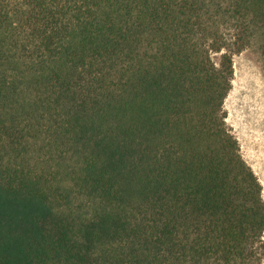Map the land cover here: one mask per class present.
<instances>
[{
  "label": "trees",
  "instance_id": "trees-1",
  "mask_svg": "<svg viewBox=\"0 0 264 264\" xmlns=\"http://www.w3.org/2000/svg\"><path fill=\"white\" fill-rule=\"evenodd\" d=\"M264 0H0V264H262L226 125Z\"/></svg>",
  "mask_w": 264,
  "mask_h": 264
},
{
  "label": "rangeland",
  "instance_id": "rangeland-1",
  "mask_svg": "<svg viewBox=\"0 0 264 264\" xmlns=\"http://www.w3.org/2000/svg\"><path fill=\"white\" fill-rule=\"evenodd\" d=\"M259 33L232 56L231 87L223 108L226 125L261 186L264 202V37Z\"/></svg>",
  "mask_w": 264,
  "mask_h": 264
}]
</instances>
